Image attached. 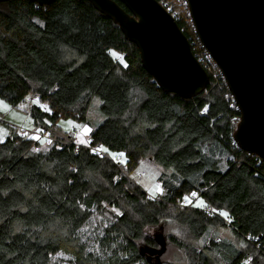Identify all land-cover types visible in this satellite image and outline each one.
Here are the masks:
<instances>
[{
	"label": "trees",
	"instance_id": "1",
	"mask_svg": "<svg viewBox=\"0 0 264 264\" xmlns=\"http://www.w3.org/2000/svg\"><path fill=\"white\" fill-rule=\"evenodd\" d=\"M159 1L173 5L199 57L205 47L189 8ZM203 65L207 88L183 98L162 89L136 43L90 1L0 2V97L26 101L51 137L43 147L9 127L0 141V264H58L57 253L73 264H150L137 241L167 219L194 242L171 237L182 255L165 264H264V158L236 143L238 105L217 64ZM97 98L100 120L88 116ZM62 118L88 123L91 143L108 151L76 143ZM146 159L164 171L161 196L130 178ZM193 193L205 206L184 202ZM96 213L102 254L81 232ZM223 228L231 237L220 236Z\"/></svg>",
	"mask_w": 264,
	"mask_h": 264
},
{
	"label": "water",
	"instance_id": "2",
	"mask_svg": "<svg viewBox=\"0 0 264 264\" xmlns=\"http://www.w3.org/2000/svg\"><path fill=\"white\" fill-rule=\"evenodd\" d=\"M31 1L46 6L55 0ZM88 1L136 43L143 67L163 90L183 98L204 92L209 73L159 0H119L129 11L117 0ZM188 8L240 110L236 143L264 158V0H188Z\"/></svg>",
	"mask_w": 264,
	"mask_h": 264
},
{
	"label": "rangeland",
	"instance_id": "3",
	"mask_svg": "<svg viewBox=\"0 0 264 264\" xmlns=\"http://www.w3.org/2000/svg\"><path fill=\"white\" fill-rule=\"evenodd\" d=\"M113 53L115 52L113 51L112 54ZM114 56L116 57L118 54L115 53ZM32 99H34L33 96L30 97L29 100L31 101ZM0 101H3L4 105L7 106L6 108L0 110V129L5 130V134L0 136V141H3L11 134V128L9 127H13L18 133L39 137L40 139L38 140H40L42 146H46L47 139H50L51 137L47 134H42L40 129L35 127L33 119L29 115L26 106H24L26 101L25 104H22V106L19 107L13 106L1 97ZM99 102L100 99L98 98L93 100L92 107L88 115L90 119H101V115L97 109ZM59 124L64 130L73 135L76 143L86 146L91 145L90 131L86 132L84 130L85 127L90 130L92 129L88 123L78 122L73 118H62L59 120ZM110 154L115 157L116 160L122 163L125 162L124 156L120 153L110 151ZM124 169L126 168L124 167ZM163 174L164 171L160 166L156 165L151 160L146 159L142 161L141 164L130 174V178H132L136 185H139L141 188L146 190L149 196L158 197L164 193L162 181L160 179ZM157 186H159L160 190H156ZM187 198L188 199H185L184 202L189 205L201 207L205 206L203 199H201L198 195H192ZM101 220V215L96 213L91 217L88 225L84 226L81 230L83 239L87 243L88 247L100 254L103 252L100 239L104 235L103 226L100 223ZM174 236L180 240L187 241L188 243L194 242L189 230L174 220L167 219L156 225H148L144 229L143 236L137 241L138 247L143 253L144 260L148 261L150 264H165L168 261H173L174 257L178 253L182 255V251L171 240V237ZM220 236L231 237L230 229L223 228L220 232ZM54 259L58 264H73L70 260V256L62 253H57L54 256Z\"/></svg>",
	"mask_w": 264,
	"mask_h": 264
},
{
	"label": "built area",
	"instance_id": "4",
	"mask_svg": "<svg viewBox=\"0 0 264 264\" xmlns=\"http://www.w3.org/2000/svg\"><path fill=\"white\" fill-rule=\"evenodd\" d=\"M180 4L182 5H186L188 7V0H177ZM164 5V7L171 13V15L176 19V16L178 15V13L173 10V5L171 3H169L168 1H164L162 3ZM190 14V12H189ZM197 57V56H196ZM199 59V61L204 64V63H215L213 57L211 56V54L209 53V51L204 48L202 51H200L199 53V57H197ZM91 150L96 149L95 152H98L100 154H104L103 151H101L99 145H93L91 143V145L88 146ZM38 147L35 146V149H37Z\"/></svg>",
	"mask_w": 264,
	"mask_h": 264
},
{
	"label": "snow or ice",
	"instance_id": "5",
	"mask_svg": "<svg viewBox=\"0 0 264 264\" xmlns=\"http://www.w3.org/2000/svg\"><path fill=\"white\" fill-rule=\"evenodd\" d=\"M114 55H115V53H113ZM7 106L6 105H4V102L3 101H0V110H2V109H4V108H6ZM50 110V109H49ZM69 123H71V122H69ZM86 132H89V131H91L90 129H88V128H86L85 127V129H84ZM5 134V130H3V129H0V136H3ZM35 139H40L39 137H35ZM93 151H96V149H93ZM101 151H108V149H106V148H103V146H101ZM121 155H123V154H121ZM156 190H160L159 189V186H157V189ZM162 191V190H161ZM192 195H196V193H193ZM185 199L187 200L188 198L187 197H185ZM201 203H203V202H201ZM223 215H225V216H227V213H223Z\"/></svg>",
	"mask_w": 264,
	"mask_h": 264
}]
</instances>
